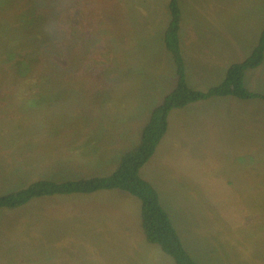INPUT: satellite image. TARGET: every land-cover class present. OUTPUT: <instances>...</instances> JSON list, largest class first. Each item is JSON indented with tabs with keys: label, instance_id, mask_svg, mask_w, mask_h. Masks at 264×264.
Returning <instances> with one entry per match:
<instances>
[{
	"label": "rangeland",
	"instance_id": "obj_1",
	"mask_svg": "<svg viewBox=\"0 0 264 264\" xmlns=\"http://www.w3.org/2000/svg\"><path fill=\"white\" fill-rule=\"evenodd\" d=\"M242 2L179 0L184 22L201 31L214 21L223 30L218 35L229 36L213 60L189 69V81L201 82L205 91L203 78L213 84L249 56L264 27V0ZM168 3L0 0V197L36 181L110 174L105 171L115 155L140 144L164 99L143 80L166 82L168 92L177 86L162 43ZM76 4L80 21L65 25L66 11ZM262 76L264 62L247 72L245 86L264 92ZM228 100L174 111L170 121L182 112L180 123L142 172L152 173L165 210L199 264H264L263 102L238 108ZM212 106L219 113L206 124L201 118L209 121ZM246 119L257 120L250 137L243 131ZM213 122L217 127L207 129ZM95 165L106 170L96 173ZM0 264L174 262L145 241L141 202L103 191L0 210Z\"/></svg>",
	"mask_w": 264,
	"mask_h": 264
},
{
	"label": "trees",
	"instance_id": "obj_2",
	"mask_svg": "<svg viewBox=\"0 0 264 264\" xmlns=\"http://www.w3.org/2000/svg\"><path fill=\"white\" fill-rule=\"evenodd\" d=\"M77 4L66 11L63 23L72 27L80 21ZM80 14V15H79ZM168 24L163 32L162 43L175 66L177 86L156 106L145 126L140 144L120 158L115 170L106 176H94L78 181L55 182L41 180L18 192L0 197V210L19 209L33 200L44 197L89 195L101 191H121L141 202L142 229L146 241L157 246L174 264H199L189 253L184 241L162 204L160 191L144 179L141 171L151 160L168 131V118L172 110L202 102L213 97L232 96L240 100L264 99L245 86V73L260 66L264 59V30L259 43L249 58L232 65L224 81L202 92L191 88L187 81L179 32L183 19L179 0H169ZM40 87V85H36ZM36 101V100H35Z\"/></svg>",
	"mask_w": 264,
	"mask_h": 264
},
{
	"label": "crops",
	"instance_id": "obj_3",
	"mask_svg": "<svg viewBox=\"0 0 264 264\" xmlns=\"http://www.w3.org/2000/svg\"><path fill=\"white\" fill-rule=\"evenodd\" d=\"M239 1H240V5L244 4L242 2L244 0H239ZM247 1H249V0H247ZM203 22H204V20H203ZM221 29H222V27L219 26L218 23L215 24V22L213 21L212 25H209V23L206 22L205 25L202 27V30L200 31L198 29V24L197 23H193V22L186 23V22H184V18L182 19L180 32H179L180 47H181L183 60H184V63H185L186 76H187L188 84H189V86H191V88H193L195 90L202 91V92H207L210 89L214 88L215 85H217V86L220 85L224 81L226 73H227L228 69L232 65L240 63V62H243L244 60H246L247 58H249L251 56V54L253 53L254 49L257 47V45L259 43V40H260L261 34H262L263 30H264V27H263V29H262V31L260 33V36L258 38V41H257L256 45L254 46V48H253V50H252V52H251V54L249 56H247L244 60H242L240 62H236V63L231 64L227 68L226 72L222 73L221 77L218 80H216L213 84H211V83L206 81V80H209V76L208 75H207L206 78H203L205 80L204 83H206V85H207V89L209 88L207 91H205L204 89H206V87H204V88L200 87L201 82L198 83L199 81H196V82L191 83L189 81V75H188L189 74V69H191L193 67V65L196 62H198V61H201V64L204 65V63H207L209 60H213L215 58V54L217 53L216 51L224 44L223 42L229 37L227 35H220L219 36L218 35L219 31H223ZM224 31H231V30H224ZM165 51L167 52L166 49H165ZM167 54L170 57L168 52H167ZM171 61H172V59H171ZM263 62H264V59H263ZM263 62H262V64H263ZM172 63H173V61H172ZM261 65L258 66L255 69L247 70L246 73H245V78H246V74H247L248 71H251V72L256 71V69L261 67ZM173 66H174V64H173ZM174 70H175V66H174ZM262 78H264V76H262ZM253 79H256V78H253ZM165 84H166V82H165ZM165 84H161V85L155 84V85L151 86V84L149 83V81L147 79L143 80V82H142V85H144V87L146 89H149V90L153 91V94H155V97H157V98L158 97L159 98L160 97L164 98L167 94H169L171 92V90H170V92H168L169 88ZM245 85H246V81H245ZM217 86H215V87H217ZM246 88H247V86H246ZM247 89L249 90V88H247ZM251 92H253V91H251ZM253 93H256V94H259L261 96H264V92H253ZM220 99L221 100H228L229 99L228 101L236 103V106L238 108L242 104L252 105V103L254 101H261L263 103L261 104V106L259 108L264 110V99H252V100L245 101V100H240V99L232 97V96H227V97H213L211 99H208V100H205V101H202V102H203V104L206 103V102L207 103H214V102H219ZM202 102H198V103H202ZM191 105H195L197 108L200 107V105H198L197 103L191 104ZM191 105L185 106V107H183L181 109H174V110L171 111V113L169 115V118H168V131H167L165 136H167L169 131L173 129L172 127L175 125V123H180V122H178V117L180 115H183L182 112H180V114L178 115V117L176 119H174V120L172 119L170 121L172 113L174 111H185ZM212 107L213 108L210 110V112L211 113H215V114L209 119V121L207 122V119H204L203 117L201 118L202 120L206 121V124H208L219 113V112H216V108H217L216 106H212ZM206 112H207V110H205V112H203L202 116H205ZM182 121H184L183 124L184 123L188 124V122H186L185 120H182ZM256 126H257V120L256 121H248V119H246V123L244 124L243 131L247 132V136L250 137L252 135L253 131L255 133ZM214 127L215 128L217 127V123L213 122V123H211L208 126L207 129H214ZM215 138H217V136H215ZM205 140L207 141V139H205ZM165 141L166 140H165V137H164L162 142H161V144L159 145V147L162 146V144H164ZM117 142L119 143V142H122V141L119 140ZM126 152H128V151H124L122 153V155L125 154ZM122 155L120 156V158L122 157ZM120 158H119L118 154L115 155V161H114V163L112 165L110 164L111 165V169L110 170H106L105 167H99V166L95 165V170L94 171H97L96 173H99L98 171L106 170L105 172H109L110 171L109 173L111 174L115 170V168L117 167L118 161H120ZM144 168H145V166H144ZM201 169H207V168L201 167ZM110 174H105V175L100 174L98 176H106V175H110ZM141 175L143 176L144 179H146L147 181L152 183L160 191V188H158L155 185V183H154L155 180L153 178L152 173H148L146 171H144V173H143L141 171ZM91 177H94V176H91ZM180 184L184 185L182 180L180 181ZM113 191H117V190H113ZM101 192L103 193V191H101ZM119 192H121V191H119ZM98 193H100V192H98ZM98 193H94V194H98ZM122 193H124V192H122ZM142 235H143V237L145 239V236H144V233H143V229H142ZM145 241H146V239H145Z\"/></svg>",
	"mask_w": 264,
	"mask_h": 264
}]
</instances>
